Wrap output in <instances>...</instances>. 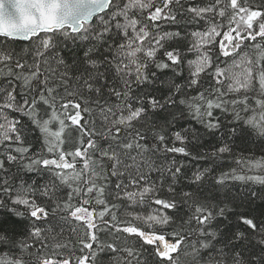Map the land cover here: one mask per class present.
Segmentation results:
<instances>
[{
  "label": "snow or ice",
  "instance_id": "obj_1",
  "mask_svg": "<svg viewBox=\"0 0 264 264\" xmlns=\"http://www.w3.org/2000/svg\"><path fill=\"white\" fill-rule=\"evenodd\" d=\"M0 264H264V0H0Z\"/></svg>",
  "mask_w": 264,
  "mask_h": 264
},
{
  "label": "trees",
  "instance_id": "obj_2",
  "mask_svg": "<svg viewBox=\"0 0 264 264\" xmlns=\"http://www.w3.org/2000/svg\"><path fill=\"white\" fill-rule=\"evenodd\" d=\"M17 49L19 50L20 48L22 47H25L27 46V42H18L16 45ZM170 75V74H169ZM182 123H185L187 124V122H182ZM191 126L192 127H196L199 129V125L195 124V122H191ZM202 131V130H201ZM239 143V142H238ZM241 147H243L241 145ZM249 147H252V146H249ZM211 148V141L208 140V138H204V145H203V148H192L190 146V150L193 152V154L195 155L196 152H202L204 149H210ZM238 150V149H237ZM248 153H245V155H247ZM178 160L180 161H185L188 168L191 169V171H195L197 168H203V167H207L208 164L204 161V160H192L190 158H185V157H182V156H177L176 157ZM229 166H233V167H236V165H234L232 163V160L230 157L228 158H225L224 160V170H227ZM218 175V173H217ZM205 183L207 184L208 181H205Z\"/></svg>",
  "mask_w": 264,
  "mask_h": 264
}]
</instances>
